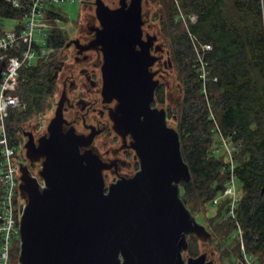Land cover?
Here are the masks:
<instances>
[{
    "label": "water",
    "instance_id": "water-1",
    "mask_svg": "<svg viewBox=\"0 0 264 264\" xmlns=\"http://www.w3.org/2000/svg\"><path fill=\"white\" fill-rule=\"evenodd\" d=\"M141 1L118 0L114 8L92 1L101 91L106 102L117 100L114 127L131 134L138 169L105 185V163L81 149L90 142L72 126L61 128L58 107L37 145H24L25 156L41 164L37 176L19 169L18 264H213L203 251L183 255L187 236L207 240L209 231L179 198L190 171L178 132L168 126L165 108L151 106L158 80L148 68L157 64L154 41H142Z\"/></svg>",
    "mask_w": 264,
    "mask_h": 264
},
{
    "label": "trees",
    "instance_id": "trees-1",
    "mask_svg": "<svg viewBox=\"0 0 264 264\" xmlns=\"http://www.w3.org/2000/svg\"><path fill=\"white\" fill-rule=\"evenodd\" d=\"M12 1L0 0V19L21 17L23 11ZM156 2L162 8L161 29L169 37V60L181 87L180 102L169 111L179 135L181 157L190 171L188 182L180 183L179 198L188 209L190 200L204 206L222 190L227 175L225 157L209 149L217 130L225 137L229 135L238 145L234 168L241 191L235 210L243 228L244 249L258 264H264V0ZM177 11L196 16L197 20L187 25L188 32L174 18ZM4 30L0 25V32ZM49 37L52 47L66 39L59 29H53ZM206 43L211 48L200 51L201 44ZM197 49L208 72L204 83ZM48 66L47 58L40 59L19 72L15 93L24 108L15 109L5 121L12 144L17 141L14 132L21 120L45 109V99L52 94ZM164 95L165 88L160 85L154 98L163 104ZM223 204L216 206L214 216H222ZM219 224L226 228L229 239L234 224L229 220ZM187 239V255L197 256L199 252L191 248L196 238ZM18 251L16 245L14 255Z\"/></svg>",
    "mask_w": 264,
    "mask_h": 264
},
{
    "label": "flooded vegetation",
    "instance_id": "flooded-vegetation-1",
    "mask_svg": "<svg viewBox=\"0 0 264 264\" xmlns=\"http://www.w3.org/2000/svg\"><path fill=\"white\" fill-rule=\"evenodd\" d=\"M117 2L118 0H116L115 5L109 7L114 8L118 4ZM88 3L93 6L92 1ZM95 14L94 8L93 16H85L83 19L78 20L76 33L67 36L60 46H54L50 56L47 57V61H49L50 58L58 55L53 58V63H50L52 71L48 73V79L52 84L51 93L55 90L58 92V96L52 104L54 110L48 119V123L56 113V109L60 107L61 119L63 120L61 128L65 130L72 126L75 133L83 135L84 141L90 142L91 146L85 145L81 149L90 148L105 163L106 166L102 173L104 183L107 185L120 177L133 175L138 169L139 159L134 156V149L130 145L131 134L116 131L114 127L115 122L112 117L116 115L117 100L111 99L106 102V98H104L105 96L101 91L103 52L100 45L95 42L96 29L100 28V23ZM142 26V41L147 42V45L154 41V50L151 49L150 53L154 56L153 60L158 64L156 68L151 66L148 70L153 71V78L159 81L161 68L171 67L172 62L168 57L169 51L165 50L166 59L163 61L164 47L161 43L156 42L157 36L155 34L143 32ZM153 37L155 38L153 39ZM158 81L154 95L157 88L162 85ZM154 95L152 96L151 106L160 108L159 105L162 103L157 102ZM165 116L167 119L166 110ZM48 123L46 126H48ZM46 126L37 133L30 129L28 131L21 130L22 136L20 135L18 138L23 141L17 140V146L20 149L16 158L18 176L20 175L21 165L28 168V174L37 176L36 172L41 164V158L32 161L27 158L25 156L27 149L24 145L28 141L32 145H37L38 139L43 136V133H46ZM113 141L114 143L117 142L116 146L110 145ZM127 155L134 163L128 159Z\"/></svg>",
    "mask_w": 264,
    "mask_h": 264
},
{
    "label": "built area",
    "instance_id": "built-area-1",
    "mask_svg": "<svg viewBox=\"0 0 264 264\" xmlns=\"http://www.w3.org/2000/svg\"><path fill=\"white\" fill-rule=\"evenodd\" d=\"M174 1L176 2V0ZM60 2H64V0H24V2L13 0L12 5L23 11V14L14 19L15 24L12 29L0 32V264H9L10 239L19 237V216L24 207L23 199L20 197L17 188L20 179L16 158L20 149H18L17 141L11 143L5 121L15 109L24 108V103L15 93L21 69L37 63L40 59L45 60L52 52L53 47L49 43V36L53 29H62L60 23L62 19L53 9ZM174 18L179 19L184 24L187 32V25L197 20L192 12L183 14L177 11ZM189 35L193 38V35L190 33ZM210 48L211 46L207 43L200 46L201 51ZM196 53L201 65L199 67L201 82L204 83L208 78V72L204 68L205 64L198 49ZM216 136L219 147L213 152L215 153L218 149L226 155L224 168L227 175L222 190L218 195L212 197L211 203L217 206L221 202H225L222 209V220H229L234 224L230 238L239 244L241 257L238 262L241 264H258L252 254H248L244 249L243 228L237 220L235 210L240 199L236 191L234 168L236 162L234 152L238 145L230 139L229 135L225 137L219 130H217Z\"/></svg>",
    "mask_w": 264,
    "mask_h": 264
},
{
    "label": "rangeland",
    "instance_id": "rangeland-1",
    "mask_svg": "<svg viewBox=\"0 0 264 264\" xmlns=\"http://www.w3.org/2000/svg\"><path fill=\"white\" fill-rule=\"evenodd\" d=\"M89 1L93 0H64V2H60L56 4L53 9L60 15L62 18L61 27L62 32L64 33V37L72 36L76 33L78 29V20L83 19L85 16H93L94 15V8L89 4ZM103 3L108 4L109 6H113L116 3V0H102ZM142 13H141V20H143L142 30L143 32L152 33L157 36V43H161L162 47H164V52L162 54V60L165 61L166 59V51H170L168 46V35L161 29L162 26V17L161 12L162 8L161 5L156 2V0H142ZM15 24V20L11 18H2L0 19V25L5 30L12 29ZM201 51V50H200ZM58 56V55H55ZM54 56V57H55ZM53 57V58H54ZM169 57V55H168ZM53 58H50L48 63V73H50L51 65L53 63ZM158 65V64H157ZM160 67H162L160 65ZM173 63L171 67H162V71L159 74V84H162L165 88V97L164 103L160 104V108L163 107L167 113V124L170 127L175 125V120L170 116L169 111H173V109L179 104L180 102V94H181V87L179 85V79L177 74H175L173 70ZM46 68V67H45ZM156 68V67H153ZM201 73V70H200ZM59 89V88H58ZM53 90V89H52ZM53 92V91H52ZM55 92V93H54ZM47 99H45V109H43L39 113H32L26 116L21 122L18 124L17 129L14 132L15 137L21 135V130L28 131L33 130L35 133L43 130V128L47 125L48 119L53 113L54 106H52L53 102L55 101L56 97L58 96V92L55 90ZM22 136V135H21ZM19 141H23L19 139ZM212 146L209 150L214 151L216 148L219 147L218 145V137L215 136L212 140ZM117 142H111L110 145L116 146ZM216 156H221L222 158L226 155L223 154L221 150L215 152ZM130 159V156H128ZM132 163L134 161L130 159ZM128 171V170H127ZM237 193L241 191V183L235 179ZM179 193H181V188ZM219 194V193H218ZM217 194V195H218ZM188 209L192 211V214L196 217V221L200 224L204 225L206 229L209 231V236L207 240L198 239L193 242V246L191 248L193 251H201L206 252L207 258L211 259L213 264H237L238 259L241 257V251L239 249V244L234 239H228L225 235L226 228L222 227V224H219L222 220V216L217 217L214 216L216 214V206L212 203H207L204 206L197 204L195 200H190L188 204H186ZM214 216V217H213ZM217 217V218H216ZM211 219V220H210ZM213 219V220H212ZM19 237H14L10 239V252H9V264H18L17 254L14 255L16 252V245ZM19 247V246H18ZM19 252V251H18ZM184 257H188L186 252H183Z\"/></svg>",
    "mask_w": 264,
    "mask_h": 264
}]
</instances>
